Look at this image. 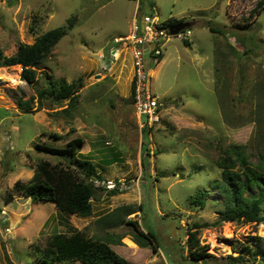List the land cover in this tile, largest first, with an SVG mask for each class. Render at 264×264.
I'll list each match as a JSON object with an SVG mask.
<instances>
[{
	"label": "rangeland",
	"instance_id": "1",
	"mask_svg": "<svg viewBox=\"0 0 264 264\" xmlns=\"http://www.w3.org/2000/svg\"><path fill=\"white\" fill-rule=\"evenodd\" d=\"M139 2V19L156 15L169 30L183 23L190 31L171 34L162 56L148 58L147 88L161 106V120L147 126L148 139L142 123L147 118L132 98L139 48L115 44L132 33L137 0H0V50L6 57L78 16L37 70L35 83L21 79L20 65L0 67V264H41L53 235L77 230L111 244L123 237L112 249L129 264H264V223L224 221L225 198L213 188L223 184L217 162L235 158L234 147L262 173L264 0ZM12 71L17 82L9 78ZM61 79L77 90L67 112L68 100L37 99ZM74 140L82 142L77 158L92 162L100 181L117 183L120 194L89 180L97 193L85 219L18 194L5 202L16 182L32 179L41 160L66 164L39 153L38 144L65 149ZM235 170H243L240 163ZM199 199L208 206L201 209ZM127 206L131 213L111 216ZM123 220L136 222L157 244ZM189 228L208 254L204 261L190 258L196 246L187 241ZM129 236L140 246L135 240L136 248L128 246Z\"/></svg>",
	"mask_w": 264,
	"mask_h": 264
},
{
	"label": "trees",
	"instance_id": "2",
	"mask_svg": "<svg viewBox=\"0 0 264 264\" xmlns=\"http://www.w3.org/2000/svg\"><path fill=\"white\" fill-rule=\"evenodd\" d=\"M77 20L78 16L70 18L66 26L58 27L42 34L31 45L20 44L15 55L11 57L4 56L0 50V67L20 65L23 68L21 79L28 84L35 83L38 75L37 70L49 58L58 43L74 29ZM173 24V22H167L168 26ZM160 59L157 62H160ZM132 88V98L134 99L133 85ZM76 95L75 85L68 84L66 80L61 79L52 87L38 92L37 99L40 103L43 99L49 97H54L56 101L68 100V107L63 110L67 112ZM27 104L21 103L20 105L28 106ZM150 131L151 128H144L143 132L146 139H148ZM74 141L71 142L69 148L65 149L38 144L36 150L39 153L57 157L60 160H64L66 164L61 166L53 165L48 161L41 160L36 164L32 179L26 183L16 182L13 187L14 193L9 194L5 202L7 204L12 202L18 194L36 202L49 201L54 204L61 214L66 216H78L83 219L92 216L93 202H91V199L96 197L97 190L89 180H103L104 178L98 173L92 162L77 158L82 142ZM233 149L232 153L236 156L235 158L231 156L221 157L220 161L217 162V165L222 169L223 184L220 185L219 182H216L213 186L225 198L226 207L223 220L250 222L256 223V225L262 224L264 223V157L262 156L261 173L249 166L246 157L240 153L238 147ZM236 163H240L243 170L236 171ZM258 166L261 168V165ZM80 173L82 177L79 175ZM261 176L262 179L260 178ZM254 187H260V189L256 194H251L250 190ZM99 190L102 191V188ZM118 194H120V191H111L113 196ZM196 204L200 205L201 209L208 206V203L203 202L201 199ZM141 208L142 205H140ZM122 210L129 214L133 207L119 208L111 216L115 218L121 217ZM123 223L133 225L136 235H146L138 229L136 222L123 220ZM195 227H199V225L195 224ZM195 234L196 231L191 228L188 229L187 241L191 243L192 247L196 246L190 258L196 262L204 261L208 254H205V251L201 249ZM145 237H149L148 239L152 246L154 242L157 244L156 238L151 233ZM121 239L123 237L120 238L118 243H121ZM134 240L138 245L140 244L136 239ZM112 241L114 240L87 237L78 230L70 236L56 234L49 241L48 250L43 253L45 259L41 264H68L71 262H79L80 264H129L126 259L112 249ZM248 250L256 262V250L251 247ZM236 259L242 261L243 257L240 255ZM262 259L264 260V250H262Z\"/></svg>",
	"mask_w": 264,
	"mask_h": 264
},
{
	"label": "built area",
	"instance_id": "3",
	"mask_svg": "<svg viewBox=\"0 0 264 264\" xmlns=\"http://www.w3.org/2000/svg\"><path fill=\"white\" fill-rule=\"evenodd\" d=\"M189 33L190 31L187 30ZM172 35L169 28L164 22H160L156 15H148L139 19L136 15L132 33L128 36L117 38L115 44L122 46L135 45L139 48L135 52L136 68L133 76L134 101L135 107L141 115H145L147 122H142L145 127H151L161 120L159 115L160 104L147 88L148 80V61L145 58L146 48L150 49L149 58H157L162 56V47L166 44ZM181 38V37H180ZM152 45L154 47L152 48ZM121 46V45H120ZM110 70V69H109ZM96 185H101L104 189L113 191L117 187V183L113 181L101 182L93 180Z\"/></svg>",
	"mask_w": 264,
	"mask_h": 264
},
{
	"label": "water",
	"instance_id": "4",
	"mask_svg": "<svg viewBox=\"0 0 264 264\" xmlns=\"http://www.w3.org/2000/svg\"><path fill=\"white\" fill-rule=\"evenodd\" d=\"M189 27V24H176V25H173L171 28H170V32L172 35L176 36L178 35L181 31L187 29ZM154 47V45H152V48ZM145 57L148 59L150 57V49L149 48H146L145 50Z\"/></svg>",
	"mask_w": 264,
	"mask_h": 264
},
{
	"label": "bare ground",
	"instance_id": "5",
	"mask_svg": "<svg viewBox=\"0 0 264 264\" xmlns=\"http://www.w3.org/2000/svg\"><path fill=\"white\" fill-rule=\"evenodd\" d=\"M18 66V65H17ZM16 66V67H17ZM16 70V68H15ZM10 79H12L11 81L13 82H17L18 81V73H13L12 71V75L9 77ZM261 233V232H260ZM125 243L130 246V247H134L136 248V245L134 243H132L129 239H125Z\"/></svg>",
	"mask_w": 264,
	"mask_h": 264
},
{
	"label": "crops",
	"instance_id": "6",
	"mask_svg": "<svg viewBox=\"0 0 264 264\" xmlns=\"http://www.w3.org/2000/svg\"><path fill=\"white\" fill-rule=\"evenodd\" d=\"M138 1V3H137V5H136V13L134 14L135 15V18L133 19V24H134V22L136 21V15L137 16H140V11H141V8H140V2H139V0H137ZM185 30H187V29H185ZM184 31V30H183ZM183 31H181V32H183ZM117 39V38H116ZM115 39V40H116ZM130 73H132L131 71H130ZM134 73V72H133ZM132 78H133V76H131ZM130 237V236H129ZM132 243H134L135 244V242H134V240L132 239V237H130V239H129ZM136 245V244H135ZM113 245L111 244V247H112Z\"/></svg>",
	"mask_w": 264,
	"mask_h": 264
}]
</instances>
